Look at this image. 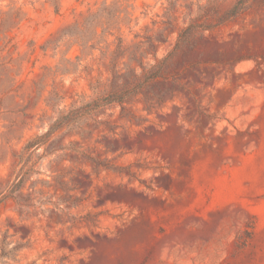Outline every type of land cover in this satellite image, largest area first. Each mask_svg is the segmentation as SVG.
Wrapping results in <instances>:
<instances>
[{
    "label": "rangeland",
    "instance_id": "1",
    "mask_svg": "<svg viewBox=\"0 0 264 264\" xmlns=\"http://www.w3.org/2000/svg\"><path fill=\"white\" fill-rule=\"evenodd\" d=\"M0 264H264V0H0Z\"/></svg>",
    "mask_w": 264,
    "mask_h": 264
}]
</instances>
